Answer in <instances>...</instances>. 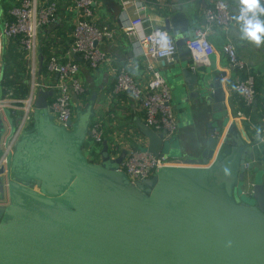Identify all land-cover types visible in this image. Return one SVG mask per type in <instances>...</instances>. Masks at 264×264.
I'll return each instance as SVG.
<instances>
[{"label":"water","instance_id":"water-1","mask_svg":"<svg viewBox=\"0 0 264 264\" xmlns=\"http://www.w3.org/2000/svg\"><path fill=\"white\" fill-rule=\"evenodd\" d=\"M194 13L192 3L174 5L156 28L175 39L169 71L188 108L209 107L217 123L200 156L181 157L174 140L137 118L141 150L174 163L133 184L105 140L101 163L84 157L83 135L68 131L72 119L57 124L50 113L54 90L40 89L31 112L37 139L17 141L0 167V198L7 182L16 199L0 207V264H264V182L246 180L250 149L232 134L215 157L229 118L227 71L187 48ZM5 132L0 117V142ZM228 157L240 174L230 190L216 173ZM12 177L40 181L42 194L19 190Z\"/></svg>","mask_w":264,"mask_h":264},{"label":"crops","instance_id":"crops-1","mask_svg":"<svg viewBox=\"0 0 264 264\" xmlns=\"http://www.w3.org/2000/svg\"><path fill=\"white\" fill-rule=\"evenodd\" d=\"M226 1L233 14V23L227 28L214 26L210 29L208 38L214 46L215 52L209 56V59H200L208 63H214L218 68L227 71V75L223 79V85L229 118L224 128V136L215 150V157L225 137L232 134L239 143H243L250 149V155L246 157V163L249 164L245 174L246 180L252 183L255 178H260L264 182V116L260 111L261 101L258 99L257 104H254L251 108L244 105L235 88L242 74L231 66L227 55L222 50L223 45L228 41L235 44L239 57L252 67L256 78L257 93L262 98L264 97V39L260 43H256L247 36V25L243 24L237 16L238 9L243 5L240 0ZM16 2L17 0H7L5 3V0H1L0 23L6 19L9 7L16 5ZM144 2L146 4L144 13L151 18V23L155 28L164 24V20L171 12L172 6L179 4L188 6L192 3L195 13L191 20V26L196 30L204 27L205 10L213 4L214 0H144ZM121 10V0L97 1L94 9L96 22L99 25L113 27L116 30V35L114 39L100 44L101 48L107 53V60L97 68H91L80 55L71 56L69 54L75 13L70 0H59V21L56 25L41 29L35 61L23 50L25 59L23 58L22 61L18 58L13 62L15 70L11 76L14 79L18 78L17 82L19 83H23L25 80L28 81L30 84L29 94L34 79L37 84V94V91L42 88L51 89L52 84L57 81L56 74L41 71L43 65L47 66L51 55H56L60 62L67 61L71 57L75 58L81 67L79 79L85 91L73 100L72 125L68 131L70 133H81L84 138L83 145L87 144L86 147L82 146V154L90 161L101 163L103 143L98 147L92 141L91 136L88 135L92 124L96 121L100 122L103 127L104 140L107 142L108 152L114 160L121 158L122 162L130 150L141 149L147 145V139L135 125L137 118L144 120V112L140 104L128 92L115 93L113 90L118 70L122 66H126L135 81L143 87H146L152 78V71H159L169 84L173 94L172 105L175 109L178 131L172 140H174L181 157H199L209 138L212 135L214 136L213 130L217 126V123L212 120L210 108H188L184 101L185 92L176 88L170 75L169 67L172 59L160 60L135 56L132 38L122 27ZM130 14H132V8ZM255 18L264 21V13L257 12ZM5 41L7 40L3 42L1 56L0 85L4 76V54L6 51L9 52V49H5ZM43 46L47 47L49 54L44 55L42 53L41 48ZM32 67L35 68L36 72L34 77L31 74ZM17 69H19L18 72ZM0 95H3L1 87ZM53 96L49 98V101ZM9 100L17 105L22 104L19 102V98L13 96V91L10 92ZM7 112L9 110H0V117L3 119L6 128V132L1 136L0 151L8 136L13 133V127L14 130L19 127V117L22 115L21 110L11 116ZM55 121L57 124L59 123L57 120ZM36 128L34 120L27 123L20 130L17 141L37 139L35 135ZM232 162V158L228 157L226 159L227 165H221L216 172L219 176L220 185L228 190L235 187L240 175L238 162H233L234 164ZM214 163L215 158L211 159L209 164L213 165ZM12 179H14V186L19 190H23L25 193L29 191L33 195L39 192L42 194L40 181L18 177H12ZM15 202L16 199L12 198L11 188L6 182L4 195L0 198V207H8ZM10 221L11 217L8 216L5 222L9 223Z\"/></svg>","mask_w":264,"mask_h":264},{"label":"built area","instance_id":"built-area-1","mask_svg":"<svg viewBox=\"0 0 264 264\" xmlns=\"http://www.w3.org/2000/svg\"><path fill=\"white\" fill-rule=\"evenodd\" d=\"M98 0H70L75 13V22L72 32V44L69 54L80 55L91 67L97 68L107 60V53L100 44L114 39L116 30L108 25H99L95 20V5ZM18 4L10 7L7 17L0 23V73L3 42L11 38L20 37L22 50L35 61L39 33L42 28L56 25L59 21V0H17ZM123 30L132 38V47L135 56L150 57L160 60H171L177 54V45L173 35L166 30L153 27L151 18L145 15L146 4L144 0H121ZM264 6V4H262ZM132 8V14L130 9ZM237 16L241 22L253 18L252 12H246L244 5ZM233 14L226 0H214L204 14V27L195 30L196 39L187 42V48L196 59H206L215 52L214 46L209 41V31L214 26L229 27L233 23ZM157 33L166 34L167 49L160 44L161 37ZM232 67L241 72V77L236 84V91L244 105L253 107L257 98L256 78L252 67L241 59L235 44L231 41L222 47ZM60 65V66H59ZM47 68L50 73L57 75V81L52 84L54 96L49 101V110L59 123H66L73 116V100L84 93L85 88L79 79L80 64L72 57L65 62H60L56 55H51ZM35 68L31 74L35 76ZM36 82L32 81L30 94L20 99L21 105L9 100L10 92L5 96L0 95V110H9V115L22 111L20 125L8 136L0 151V167L6 165L9 156L13 153L20 130L31 121V112L36 99ZM115 93L129 94L140 104L144 112V121L157 133H163L167 140L173 139L178 131V122L175 109L172 105L173 94L165 78L159 71H152V78L146 87L140 86L126 66H122L113 85ZM18 101V100H15ZM260 111L264 116V99L260 102ZM90 136L95 143L102 144L104 131L100 122L96 121L90 128ZM174 162L168 156L156 157L141 149H132L120 164L126 178L133 184L141 179L150 178L161 169L172 165ZM249 166L246 163V168Z\"/></svg>","mask_w":264,"mask_h":264},{"label":"trees","instance_id":"trees-1","mask_svg":"<svg viewBox=\"0 0 264 264\" xmlns=\"http://www.w3.org/2000/svg\"><path fill=\"white\" fill-rule=\"evenodd\" d=\"M16 4H18V2H16ZM12 7V6H10ZM9 7V8H10ZM47 47L43 46L41 48L42 53L45 55L46 53H48L49 51L46 49ZM5 49H9V52L6 51V53L4 54V76L1 79V90H2V94L5 95L8 91H13V96L22 99L25 98L28 94H29V83L28 81H23V83H19L17 82L18 78H13L11 76L12 73H14L15 70V66L13 65V62L15 60H22L24 58V52L21 48L20 45V37H16V38H11L7 41H5ZM49 54V53H48ZM77 56V55H76ZM25 59V58H24ZM75 61H77L75 58H73ZM65 62V61H63ZM19 71V69H17V72ZM42 72L46 73L48 72L47 70V66L43 65L42 67ZM257 98L261 101L264 99V97H259V95H257ZM52 100V98L50 99V101ZM93 141V140H92ZM94 142V141H93ZM97 145H100V143H95ZM84 147L87 146V144L83 145Z\"/></svg>","mask_w":264,"mask_h":264},{"label":"clouds","instance_id":"clouds-1","mask_svg":"<svg viewBox=\"0 0 264 264\" xmlns=\"http://www.w3.org/2000/svg\"><path fill=\"white\" fill-rule=\"evenodd\" d=\"M240 2L244 5V10L246 12H252L253 18L246 21L247 23V36L255 41L256 43H260L262 39H264V21H260L255 18V14L257 12L264 13V0H240ZM161 40L160 44L163 49H167V39L166 34H160Z\"/></svg>","mask_w":264,"mask_h":264},{"label":"rangeland","instance_id":"rangeland-1","mask_svg":"<svg viewBox=\"0 0 264 264\" xmlns=\"http://www.w3.org/2000/svg\"><path fill=\"white\" fill-rule=\"evenodd\" d=\"M7 2V0H5V3ZM0 3H1V0H0ZM72 111H73V107H72ZM99 147V145H97Z\"/></svg>","mask_w":264,"mask_h":264}]
</instances>
